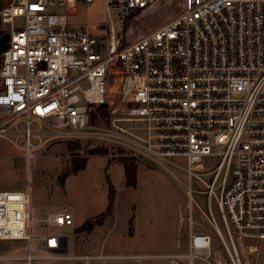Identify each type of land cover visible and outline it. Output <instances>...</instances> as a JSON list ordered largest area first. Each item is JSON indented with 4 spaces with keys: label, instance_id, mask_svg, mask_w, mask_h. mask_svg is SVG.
Returning a JSON list of instances; mask_svg holds the SVG:
<instances>
[{
    "label": "built area",
    "instance_id": "2783aa9c",
    "mask_svg": "<svg viewBox=\"0 0 264 264\" xmlns=\"http://www.w3.org/2000/svg\"><path fill=\"white\" fill-rule=\"evenodd\" d=\"M162 1L105 0L126 16ZM176 1V15L126 42V19L105 23L106 41L71 23L68 14L76 13L78 0H0V40L10 37L0 52V138L24 139L29 161L33 137L41 148L57 141L111 140L168 170H182L187 202L180 210L187 214L180 221L190 227V252L165 257L171 264H193L195 258L211 264V236L193 231L198 211L233 263L242 264L235 236L239 244L260 241L248 246L250 252L264 244V0ZM55 7L68 14L53 12ZM104 103L110 119L94 123L91 113ZM119 121L140 122L144 136ZM207 157L220 161L210 168ZM196 194L206 195L208 213ZM213 200L226 234L215 220ZM43 222L71 225L73 215L64 208ZM33 224L30 186L28 193L0 190V240L27 241V264L33 260ZM64 236H40L46 257H67L60 252Z\"/></svg>",
    "mask_w": 264,
    "mask_h": 264
},
{
    "label": "rangeland",
    "instance_id": "374dc122",
    "mask_svg": "<svg viewBox=\"0 0 264 264\" xmlns=\"http://www.w3.org/2000/svg\"><path fill=\"white\" fill-rule=\"evenodd\" d=\"M110 6V7H109ZM112 9V10H111ZM53 12L68 14L67 9L55 7ZM179 12L176 0H164L155 8H146L134 15L126 16L122 10L107 5L105 0H96L87 5L78 0L75 14H68L71 23L86 25L101 41L106 29L99 24L125 20L124 38L132 41L162 25ZM120 13V15H119ZM18 24L20 21L17 22ZM7 28H10L7 26ZM109 100L112 101V99ZM3 114V113H2ZM138 136H144L140 122H116ZM23 126V124H19ZM36 123L32 124L35 128ZM84 141L81 144L57 141L37 147L38 139L33 137V159H27V152L22 148L24 139L12 141L0 138V190H19L28 193L30 186L32 199L33 250L31 264H171L165 257L177 253H188L189 231L187 222L180 221V208L185 207L187 195L183 183L185 173L163 165L136 152L122 142ZM18 142V143H13ZM86 142L105 144L108 154L90 155L87 165L78 173L64 175L74 158L84 156ZM100 146V145H98ZM71 148V149H70ZM135 157L138 160L136 186H127L123 164L119 157ZM205 163L215 167L220 158H204ZM182 181L178 180L175 175ZM64 177V182L61 179ZM115 192L113 213L101 225H95L90 232L79 231V227L89 218L104 213L109 204V190ZM199 188V187H197ZM197 201L208 213L206 195L196 194ZM68 209L73 215V224L50 226L43 219L52 212ZM213 213L218 226L224 234V223L220 211L213 200ZM195 233H207L212 238L211 264L225 259L234 264L227 249L219 239L214 227L198 211L194 212ZM53 233L67 235L69 250L67 257L53 259L46 257L42 234ZM226 236V235H225ZM226 239L229 241L228 237ZM242 264H264V244L256 252L248 251L251 244L259 240L245 238L238 243ZM178 243L181 247H178ZM27 241L0 240V264H27L23 256L27 255ZM221 254V256H220ZM84 255H104L86 262ZM137 255L147 256L137 260ZM189 264L187 259L182 260ZM193 264H209L202 258H195Z\"/></svg>",
    "mask_w": 264,
    "mask_h": 264
},
{
    "label": "trees",
    "instance_id": "16d2710c",
    "mask_svg": "<svg viewBox=\"0 0 264 264\" xmlns=\"http://www.w3.org/2000/svg\"><path fill=\"white\" fill-rule=\"evenodd\" d=\"M128 21V20H127ZM126 21V23H127ZM126 42L128 40L125 39ZM110 105L108 103L101 104L96 107V109L91 113V119L94 123H103V120L109 121L110 119ZM77 144H81L84 141L76 140L72 141ZM72 142H69L67 144H72ZM93 145V143L86 142V146L84 149V156L81 158H74L67 170V173L64 175L66 177L70 173H78L80 170L84 169L87 165L88 159L90 155L95 154H108L107 148H105V144H94L96 146H90ZM100 145V146H98ZM71 149V148H70ZM118 161H120L124 166V172H125V181L127 186H136L137 183V175H138V160L135 157H119ZM64 177L61 179L62 183L64 182ZM115 192L112 188L109 190V204L106 209V211L100 215H97L95 217H91L87 219L80 227L79 231H87L90 232L93 230L95 225H101L105 222V219L107 216L111 215L114 210V203H115Z\"/></svg>",
    "mask_w": 264,
    "mask_h": 264
},
{
    "label": "water",
    "instance_id": "95a60500",
    "mask_svg": "<svg viewBox=\"0 0 264 264\" xmlns=\"http://www.w3.org/2000/svg\"><path fill=\"white\" fill-rule=\"evenodd\" d=\"M106 26L105 25H101L100 28L104 29ZM10 37L8 34H5L1 40H0V52H2L3 50H5L8 45L6 44L9 41ZM65 240H66V247L61 250L60 252L62 253H67L69 250V241L68 238L66 236H64Z\"/></svg>",
    "mask_w": 264,
    "mask_h": 264
},
{
    "label": "flooded vegetation",
    "instance_id": "af4514ba",
    "mask_svg": "<svg viewBox=\"0 0 264 264\" xmlns=\"http://www.w3.org/2000/svg\"><path fill=\"white\" fill-rule=\"evenodd\" d=\"M101 25H105V26H106V24H105V23H101V24H99V27H100ZM106 27H107V26H106ZM106 27H105V28H106ZM105 28H104V29H105ZM101 29H102V28H101Z\"/></svg>",
    "mask_w": 264,
    "mask_h": 264
},
{
    "label": "crops",
    "instance_id": "0c3cea01",
    "mask_svg": "<svg viewBox=\"0 0 264 264\" xmlns=\"http://www.w3.org/2000/svg\"><path fill=\"white\" fill-rule=\"evenodd\" d=\"M59 211V210H58ZM55 212V211H54ZM54 212H52V213H54Z\"/></svg>",
    "mask_w": 264,
    "mask_h": 264
}]
</instances>
